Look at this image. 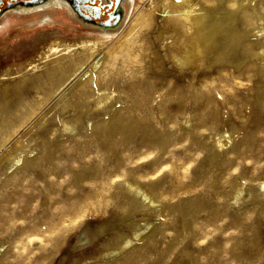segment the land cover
Wrapping results in <instances>:
<instances>
[{"label": "rangeland", "instance_id": "rangeland-1", "mask_svg": "<svg viewBox=\"0 0 264 264\" xmlns=\"http://www.w3.org/2000/svg\"><path fill=\"white\" fill-rule=\"evenodd\" d=\"M191 1L2 25L0 264H264V0Z\"/></svg>", "mask_w": 264, "mask_h": 264}, {"label": "bare ground", "instance_id": "bare-ground-1", "mask_svg": "<svg viewBox=\"0 0 264 264\" xmlns=\"http://www.w3.org/2000/svg\"><path fill=\"white\" fill-rule=\"evenodd\" d=\"M175 1L183 10L182 12H180V15L182 16V19L185 20V22L188 24V30H191L194 26L203 27L204 29H207L208 26L206 25V22H205V19L207 17V13L203 9H197L196 5H194V2L191 0H175ZM132 4H133V2H131L130 8H131ZM175 12L176 11L174 10L173 14H175ZM55 13H59L62 15L64 14L65 17H63L62 15L61 16H62V18L65 19L64 21H66V22L60 21V20H62L61 17L59 19L57 16L54 15ZM8 15L13 16L14 18L17 17V18H20L21 20H24V22L23 21L20 22L21 25H23L21 27L32 28V29L36 28V27L43 26V25L48 26L49 24H57V23L63 24L64 26H68V27L72 28V27H74V25L67 23V21L70 19L75 23L76 22L80 23L82 26L85 27L86 30H88V32H93V33L98 34V36L96 38H98L99 41H105L104 43H106L109 41V39L116 37L121 33L122 26H124V24L127 22V19L129 16V11L126 14V17L124 19L125 9L123 8L122 14L117 15L115 23H113V24H111L110 22H108V23H94L93 21L89 20L86 16H84L83 13H81L79 9H76L74 6H72V4L68 0H30V1H25V2H18L14 5H9L7 8L5 7V9L0 13V20L3 17H6ZM6 18L8 20L4 21L0 25V29L2 28V25L5 22H8L10 19L9 17H6ZM6 18H4V19H6ZM54 18H56L58 20H56ZM13 19L10 20V22H9L10 24H13V22H12ZM89 26H91V27H93V26L103 27V28H108V29L116 28V30H114L112 32L92 30V29L88 28ZM75 27H79V26L75 25ZM137 28H138L137 22H135V20H134L132 22L129 30L127 31V33H125L126 35L122 38H124L125 40L129 39L130 36H132L134 34V31ZM89 42H91V41H89ZM95 42H96V40H95ZM55 47H57V46H55ZM55 47L53 46V48H55ZM97 65H98V62H96V64L94 66L97 67ZM260 186H261V189H264V183H262Z\"/></svg>", "mask_w": 264, "mask_h": 264}, {"label": "flooded vegetation", "instance_id": "flooded-vegetation-1", "mask_svg": "<svg viewBox=\"0 0 264 264\" xmlns=\"http://www.w3.org/2000/svg\"><path fill=\"white\" fill-rule=\"evenodd\" d=\"M25 1H30V0H0V7H3L4 6V8H5L6 7V4H8V3H9V5H14V4L18 3V2H25ZM68 1L76 9H79L80 12L83 13V15L86 14V15H89L91 17H94L98 13H100V17H102L104 10L111 11V10L115 9V7H116L115 14L116 15H120V14H122V10L124 8L125 9L124 19L126 17V14L129 11V9H130L131 2H134V0H117L118 2H116V0H68ZM86 15H84V16H86ZM6 17H9L10 18L9 21H8V23L10 22V20L13 19L12 18L13 16H9L8 15ZM6 17H3L0 20V25L4 21L8 20ZM4 18H6V19H4ZM54 19H56V18H54ZM61 19L62 20H60V21L66 22V21H64L65 20L64 18L61 17ZM56 20H58V19H56ZM89 20H91V19H89ZM91 21H93V20H91ZM93 22L94 23H99V22H96V21H93ZM100 23H104V22H100ZM110 23L113 24L115 22L111 21ZM9 25H14V24H10L9 23ZM21 26H23V25H21ZM88 28H90L92 30L109 31V32H112V31L116 30V28L108 29V28L95 27V26H93V27L89 26ZM0 32H1V29H0Z\"/></svg>", "mask_w": 264, "mask_h": 264}, {"label": "water", "instance_id": "water-1", "mask_svg": "<svg viewBox=\"0 0 264 264\" xmlns=\"http://www.w3.org/2000/svg\"><path fill=\"white\" fill-rule=\"evenodd\" d=\"M116 2H118V1L116 0ZM115 12H116V7H115V9L113 10V12H111V13L109 14V16H110L111 18H113V16H114V18L116 19V18H117V15L115 14ZM84 15H86V14H84ZM86 16H87L89 19L95 21L94 18H98V17H100V13H98V14L95 15L94 17H91V16H89V15H86ZM110 22H111V21H110ZM106 23H108V22H106Z\"/></svg>", "mask_w": 264, "mask_h": 264}]
</instances>
